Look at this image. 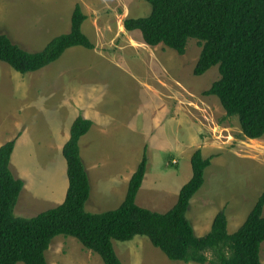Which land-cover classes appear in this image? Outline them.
<instances>
[{"label":"rangeland","instance_id":"374dc122","mask_svg":"<svg viewBox=\"0 0 264 264\" xmlns=\"http://www.w3.org/2000/svg\"><path fill=\"white\" fill-rule=\"evenodd\" d=\"M78 4L84 12L87 8L91 18L97 20L99 46L108 48L105 54L112 60L104 62L97 57L95 61L92 56L89 61L95 68L91 72V80L95 83L96 100L102 98L117 109L120 113L119 124L127 116L132 117L129 125L140 127L143 132L134 138L135 146H141L137 152L140 161L144 155L148 161L147 185L153 184V188H160L159 191L169 188L170 195H166L150 192L146 187L137 204L145 208L146 200L150 206L160 203L161 207L156 212L167 213L178 199L177 191L193 175L187 154L193 149H200L202 153L204 150L203 156L213 159L208 173H205V184L191 201V212L189 209L187 217L196 235L202 237L211 230L215 216L225 210L229 216V233H235L264 194V137L256 141L243 139L238 120L227 117L217 97L205 95L220 79V72L215 67L203 76L194 74L202 52L197 40L191 39L187 53L180 56L165 46L148 47L139 32L126 31L125 20L150 15L151 6L144 0H0V33H10L20 42L23 39L29 42L27 30L33 25V31L37 30L33 32L35 49L21 46L28 52L41 51L60 34L59 31L42 29L51 27L56 12L63 13L67 7L74 9ZM85 31L90 34L86 26ZM41 47L43 49H39ZM67 53L62 58L66 61L63 67L59 72H52L53 82L42 80L40 90L43 92L35 97L33 91L37 85H32L29 80L32 73L21 74L0 61V135L11 127L17 131L16 138H12L19 143L11 160V165L15 163L12 172L25 183L15 211L19 218L31 219L57 208L67 196V170L62 151L59 162L54 159V163L42 170L39 156L36 153L33 155L35 148H46V140H51L49 132L46 133L51 125L56 126L57 130L63 126L61 117L66 115L62 113L56 120H51L48 115L53 116L52 110L61 112L66 106L65 99L71 92L67 84L69 81L75 82L71 79L80 72L77 57L71 62ZM122 62V66L128 69L121 66ZM83 68L87 70L88 64ZM41 71L37 73L42 74ZM61 73H64L63 76ZM38 78H42V75H37ZM78 84L76 91L84 96L91 91L93 83L80 79ZM25 89L30 91L26 92ZM69 105H72V101L66 107ZM44 116L45 121L42 119ZM46 121L51 125L43 127L42 131L41 126ZM68 128H64L61 141ZM178 129L183 143L180 153L178 143L175 144L176 148L170 143ZM33 132H37L35 142L28 136L33 137ZM10 141L6 135L0 140V148ZM36 174L52 178L54 199L38 188L43 185L33 180ZM102 182L101 188L108 191L110 183ZM113 245L122 264H187L171 261L147 237H136L129 242L114 241ZM261 258L264 262V245ZM47 260L49 264H104L98 254L86 250L75 238L65 236L54 240L47 252Z\"/></svg>","mask_w":264,"mask_h":264},{"label":"trees","instance_id":"16d2710c","mask_svg":"<svg viewBox=\"0 0 264 264\" xmlns=\"http://www.w3.org/2000/svg\"><path fill=\"white\" fill-rule=\"evenodd\" d=\"M149 16L124 22L126 31L139 32L151 48L165 46L180 56L191 39L202 47L196 76L218 67L220 79L205 92L217 97L227 117L238 120L241 137H264V0H144ZM88 17L80 4L72 16L71 31L55 37L41 52H28L8 34L0 33V61L21 74L41 71L73 47L96 49L83 32ZM93 122L79 116L63 148L69 188L62 205L25 219L15 215L25 183L11 170L16 140L0 148V264H49L47 252L60 236L75 238L98 254L104 264H122L113 242L147 237L171 261L187 264H264V194L244 224L233 234L225 210L214 218L208 234L198 237L187 217L191 201L205 184L213 157L198 149L191 159L193 176L167 213L140 207L138 194L147 174L144 155L133 175L122 205L104 213H89L91 184L81 156L80 141Z\"/></svg>","mask_w":264,"mask_h":264},{"label":"crops","instance_id":"0c3cea01","mask_svg":"<svg viewBox=\"0 0 264 264\" xmlns=\"http://www.w3.org/2000/svg\"><path fill=\"white\" fill-rule=\"evenodd\" d=\"M75 8L73 9V7L72 8L67 7L65 10H63V13L56 12L57 14H55V17H54L55 20L51 21V24H50L51 27L50 28L46 27V28H43V29L41 28V29L45 31H50V32L59 31L60 34H58V36L68 34L71 31L72 16H73ZM16 10L18 9L16 8ZM85 14L87 15L88 19L83 25V32L92 40V42L96 46V49L89 50L83 47H73L67 51L68 52L67 54L70 56L69 60L71 62L72 61L74 62L75 57H77V63L80 68V72L76 73L73 79H71L72 81H75V82L70 83L69 81V83L67 84V88L71 89V92H70V95H68V98L65 99V105L67 106V104L71 101H72V105H69L68 107L66 106L63 107L61 112L52 110L53 116L48 115V117L51 120L58 119L60 117V114L62 113L66 115V117H63L64 122H63V118L61 117L63 126L59 127L58 130L56 126L51 125V122L47 123V121L45 125L41 126V130H42L43 127L45 126L49 127L51 125V127L49 128V131H46V133L49 132V138H51V140H46V148L44 147H40V148L37 147L35 149L33 148L34 149L33 155H35L36 153L37 156H39L40 162L42 164L41 170L47 167L50 163H52L54 159H56L57 162H59L61 151L63 154V148L70 139L69 132H71V127L74 123L73 121H75L79 116H82L85 119L91 120L93 122L92 129L87 135L81 138L80 150H81V156L83 158V161L86 165V168L89 174V179H90V184H91V196H90L89 201L86 204V211L89 213L91 212L93 214H97V213H104V212L115 210L119 208L122 205V203L125 201V198H126V195L129 189L130 181L133 175L136 173L138 166L143 160L142 158V160L140 161L139 157L137 156V152L139 151V149H141V146H139V148L135 146L136 138L134 137L136 134L140 135L143 132L141 131L140 127L135 128L132 125H129V123L133 121L132 117L127 116L119 124L118 119H120V113L117 111V109L115 110V107L111 103L104 102L102 98L99 100H96L97 92L95 91L96 89L94 86L95 83L91 80V75H92L91 72L95 71V68L92 64L89 63V61L92 58V56L95 61L97 57H99L104 62H111L112 60L109 55L105 54V49L108 50V48L104 47L105 49H102V47L99 46L98 42H99L100 30H99L97 20L96 19L94 20L93 18H91L90 14L87 12V8H85ZM61 15H63V17ZM58 16H60L59 20H58ZM16 17L18 18L17 15ZM17 22H19V19ZM10 25L13 26L12 24ZM85 26L90 31V34H88L85 31ZM36 31L37 30L33 31V25L31 29L28 28L27 33H29L28 35V40H30L29 42H26L24 39L22 42H20V40L14 39V37L11 36L10 33H7V34L10 35L9 37L14 42L19 43V45H22L23 47H30L33 50L35 49L33 46L36 45V44H33V32H36ZM39 49H43V47ZM41 51H38V52H41ZM63 56L61 57V59L63 58ZM61 59H59L57 62L52 64L54 65L52 69L49 68L52 65L47 67L49 68L47 70L43 69V71H41L42 74L40 73L38 74L37 72H35L36 74L33 75L32 73V76L29 78V80L31 81L32 85L33 83L34 85H37V89L33 91V97L38 96L39 94H42L43 91L40 90V88L43 87L41 83L42 80H49L50 82H53L52 77L54 76V74H52V72H59V70L66 63L64 59L62 60ZM123 63L124 62H122L121 66L123 65ZM86 64H88L87 70L83 68L84 65ZM122 67L125 69H128L125 66H122ZM63 74L64 73H61L60 75L63 76ZM37 75H42V78L37 79ZM33 79L35 81H33ZM80 79H86L87 82L93 83L90 88L91 91L90 92L88 91L84 96L82 93H79L76 91L77 87H79L78 83ZM25 91L28 92L30 90L25 89ZM47 92H49L48 84H47ZM53 94L54 93H51V95ZM74 100H75V103H74ZM54 115L56 116V118H54ZM126 115H127V112H126ZM46 116L42 118L44 121H45ZM71 123L72 125L70 126V128H68ZM64 128H68L67 134L65 138H63V141H61ZM16 132L17 131L15 130L13 131V127H11V129L4 131L3 134L1 133L0 140L2 141L6 135L10 137L11 141L16 140V139L12 140L13 137L16 138ZM36 133L33 132V137L28 135L29 138L33 140V142H35L34 139H35ZM180 134H181L180 129H178L177 135H176V132H174L173 141L170 142L171 144H174L175 148H176L175 144L178 143L177 150L179 153L183 147ZM53 136L55 137V139L53 138ZM138 140L140 141V139ZM17 142L18 140H16V146L17 144H19ZM196 151L197 149L196 150L193 149L191 152L187 154V159L189 161H191L193 153H195ZM182 153L184 154L185 152H182ZM203 155L205 156L204 150H203ZM65 163H66V170H67L66 160H65ZM14 165L15 163L14 164L12 163L11 170L13 169ZM192 176L189 177L190 180L192 179ZM189 178L187 179L188 181H190ZM33 180L35 182L39 181V183L42 184L44 187L40 186L38 188L45 191L47 197L51 195L52 198L54 199V192L52 193L53 187L51 186V183H53V181L51 177L43 176L41 174H36L33 177ZM102 181H104L105 183H110V189L108 191L103 190L101 188L103 186ZM67 183L68 185H67L66 191H68V186H69L68 175H67ZM146 187L149 188L150 192L151 191L155 193L160 192L162 194L170 195L168 187L162 191H159L160 188H153L154 187L153 184H150L148 186L147 176H146L143 186L138 194L137 202L141 200L142 195L144 193L143 191L146 189ZM182 188L180 189L178 188L179 190L178 189L174 190L173 193L175 194L176 191L178 190L177 194L179 197V194ZM66 195H67V192H66ZM176 203L174 202V206ZM145 204H146L145 209L147 208L148 210H151L153 212H156V210L159 211V208L161 207L160 203H153L150 206L148 200L145 201ZM174 206H172V208ZM190 212H191V208H190ZM209 232L210 231H208L207 234Z\"/></svg>","mask_w":264,"mask_h":264},{"label":"bare ground","instance_id":"6f19581e","mask_svg":"<svg viewBox=\"0 0 264 264\" xmlns=\"http://www.w3.org/2000/svg\"><path fill=\"white\" fill-rule=\"evenodd\" d=\"M251 141H256V140H251Z\"/></svg>","mask_w":264,"mask_h":264}]
</instances>
